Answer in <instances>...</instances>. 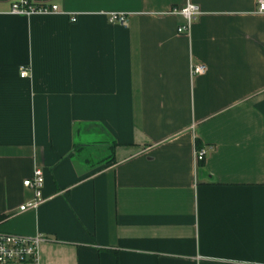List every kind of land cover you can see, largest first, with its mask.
Masks as SVG:
<instances>
[{
    "label": "crops",
    "instance_id": "crops-1",
    "mask_svg": "<svg viewBox=\"0 0 264 264\" xmlns=\"http://www.w3.org/2000/svg\"><path fill=\"white\" fill-rule=\"evenodd\" d=\"M13 1L0 0V229L40 233L37 264H264L258 0H28L59 8L30 14ZM187 1L201 13L182 33L168 10ZM35 167L44 199L19 210Z\"/></svg>",
    "mask_w": 264,
    "mask_h": 264
},
{
    "label": "built area",
    "instance_id": "built-area-1",
    "mask_svg": "<svg viewBox=\"0 0 264 264\" xmlns=\"http://www.w3.org/2000/svg\"><path fill=\"white\" fill-rule=\"evenodd\" d=\"M257 10L264 12V0H258ZM56 3L51 4H33L28 0L13 1L9 7L11 13L30 14L34 12H56L58 11ZM169 13H178L183 15L185 23L177 27L178 32L188 33L192 20L201 13L199 5L192 1H187L180 6H172ZM107 18L111 22H119L126 25L128 23V13L124 11H111L107 13ZM71 20H75V15L70 16ZM19 75L27 76L29 74V65H19ZM206 69L205 63L191 64L190 73L195 75ZM206 154L205 148L196 150V159H204ZM43 171L40 167H35L30 177L23 179V185L28 186L33 197L19 206V210L26 208H36L44 199L42 195ZM43 236L40 233L33 235L15 233L0 229V264H37L38 247Z\"/></svg>",
    "mask_w": 264,
    "mask_h": 264
},
{
    "label": "trees",
    "instance_id": "trees-1",
    "mask_svg": "<svg viewBox=\"0 0 264 264\" xmlns=\"http://www.w3.org/2000/svg\"><path fill=\"white\" fill-rule=\"evenodd\" d=\"M199 147V146H198ZM200 162H202V160H199Z\"/></svg>",
    "mask_w": 264,
    "mask_h": 264
}]
</instances>
